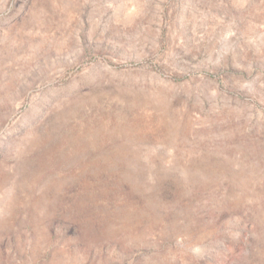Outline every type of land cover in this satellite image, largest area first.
Returning a JSON list of instances; mask_svg holds the SVG:
<instances>
[{"label": "rangeland", "instance_id": "1", "mask_svg": "<svg viewBox=\"0 0 264 264\" xmlns=\"http://www.w3.org/2000/svg\"><path fill=\"white\" fill-rule=\"evenodd\" d=\"M0 264H264V0H0Z\"/></svg>", "mask_w": 264, "mask_h": 264}]
</instances>
